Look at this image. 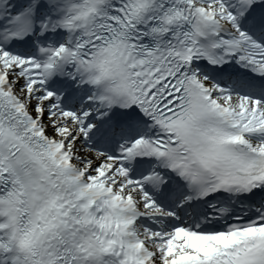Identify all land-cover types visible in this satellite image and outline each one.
<instances>
[{
    "label": "snow or ice",
    "instance_id": "6c2138e0",
    "mask_svg": "<svg viewBox=\"0 0 264 264\" xmlns=\"http://www.w3.org/2000/svg\"><path fill=\"white\" fill-rule=\"evenodd\" d=\"M0 264H264V0H0Z\"/></svg>",
    "mask_w": 264,
    "mask_h": 264
}]
</instances>
